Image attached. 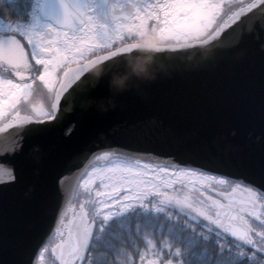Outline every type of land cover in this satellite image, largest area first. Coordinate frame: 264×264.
<instances>
[{
	"label": "snow or ice",
	"instance_id": "1",
	"mask_svg": "<svg viewBox=\"0 0 264 264\" xmlns=\"http://www.w3.org/2000/svg\"><path fill=\"white\" fill-rule=\"evenodd\" d=\"M258 5L264 0H252L219 22L221 0H0L3 12L12 16L0 14V117H10L0 130L26 124L27 134L39 136L52 128L63 97L76 91V80L94 52L101 54L92 55L93 61H108L133 49L180 47L165 43L167 38L201 44L223 39L238 25L231 37L234 46L243 47L251 40L264 53V25L254 21L245 30L243 19ZM30 61L42 65L38 75L30 71ZM57 68L63 73L53 95ZM5 71L16 79L6 78ZM34 80L47 90L50 102L47 107L29 105L30 114L21 115L17 105L21 97L27 102ZM93 106L89 103L85 111ZM127 149L109 145L88 157L76 195L67 201L75 215H67L62 203L63 176L54 175L55 225L49 223L43 232L40 255L50 248L53 264H136L137 259L140 264H158L167 248L171 257L163 264H264V162L257 180L224 162L202 164L172 152L163 154L170 161L164 163L132 156ZM20 151L13 145L0 155ZM18 179L15 166H0V186ZM73 199H79L78 207ZM172 210L187 219L178 222ZM197 226L202 231L197 232ZM154 232L164 233L160 253L151 238ZM133 233L146 249L133 243ZM212 233L217 237L216 251H194ZM169 237L183 244V252L167 243ZM148 255L156 259L145 260Z\"/></svg>",
	"mask_w": 264,
	"mask_h": 264
},
{
	"label": "water",
	"instance_id": "2",
	"mask_svg": "<svg viewBox=\"0 0 264 264\" xmlns=\"http://www.w3.org/2000/svg\"><path fill=\"white\" fill-rule=\"evenodd\" d=\"M243 19L245 30L254 21L264 25V5ZM238 28L211 42L88 60L52 128L39 136L27 134L26 124L0 130V153L22 149L0 155V166L19 170L15 184L0 186V264H35L43 232L55 225L54 175L63 176L70 215L67 201L83 165L109 145H127L132 156L157 162L170 163L163 154L172 152L202 164L224 162L259 180L264 53L251 40L235 47ZM89 103L94 106L85 111Z\"/></svg>",
	"mask_w": 264,
	"mask_h": 264
},
{
	"label": "flooded vegetation",
	"instance_id": "3",
	"mask_svg": "<svg viewBox=\"0 0 264 264\" xmlns=\"http://www.w3.org/2000/svg\"><path fill=\"white\" fill-rule=\"evenodd\" d=\"M251 2H252V0H221L222 15H221L220 18H218L219 22H223V19H222L223 15H226L228 12L234 11L237 8H241L245 4H248V3H251ZM0 14L5 15L6 18H8V19L12 18L10 13H4V12L1 13L0 12ZM124 42L125 43H130L131 41H124ZM164 42L167 43V44H181V43H186V42H190V41H185L183 39L177 40L175 38H167ZM22 43L25 44V46H27V42L26 41L22 40ZM100 54L101 53H95L94 52L88 57V60L91 59L92 55L98 56ZM30 63L33 65V68L30 69V71H32L33 73L38 75V69H39V67H42V65L41 66H36L35 65V61H30ZM79 63H83V60L79 61ZM66 66L71 67V65H66ZM62 73H63V68H57L56 71L53 74L55 76L53 95H54L55 87H58L61 84V74ZM4 75H5L6 78L16 79L11 72L5 71ZM33 83L36 86L33 88V91L28 96L27 102H25L23 100V97H21V100H20V102L17 105V109L20 111L21 115L30 114L29 113V105L42 104L45 107H47L49 102H50L47 90H44V89H42L41 87L38 86L40 82L34 80ZM4 98L6 99L7 97L5 96ZM9 118L10 117H8L7 115H5L4 117H0V125H6ZM73 203L78 207V204L76 203V199H73ZM71 215H75V209L74 208H72V214ZM160 233L161 232L152 233V237L151 238L154 240L156 245L159 244V241H161V240H159V238H160L159 234ZM143 234H144V231L141 232V235H143ZM52 242H55V241L53 240ZM167 243L169 244L170 241L167 240ZM248 250H251V249H248ZM164 255L168 257L170 254L164 253ZM46 257L49 259L50 263L53 264V257L51 256L50 248L44 255L40 256V258H39V260L37 261L36 264H43L44 261H42V260L44 258H46Z\"/></svg>",
	"mask_w": 264,
	"mask_h": 264
},
{
	"label": "trees",
	"instance_id": "4",
	"mask_svg": "<svg viewBox=\"0 0 264 264\" xmlns=\"http://www.w3.org/2000/svg\"><path fill=\"white\" fill-rule=\"evenodd\" d=\"M0 12L3 13V9L2 8H0ZM172 215L177 218L178 222H181V223L184 220L187 219L186 216H183V215H179L178 216L177 212L175 210H172ZM135 223H136L135 220H133L132 221L133 226L135 225ZM191 223H192V221H189V224H191ZM196 230H197V232H200V231H202V228L197 226ZM115 231L119 232L120 230L119 229H115ZM142 231H144L143 227H141V232ZM163 236H164V233H160L159 234V237H160L159 240H163L164 239ZM221 238H223V237L221 236ZM168 240L170 241L169 244L171 245V247L173 249H175L177 247H180L181 251L183 252V244L180 241L172 240L171 237H169ZM216 240H217V237H216L215 233H212V234H210V239L208 241L200 240L198 247L196 249H194V251L198 252L201 248H206L209 253H214L216 251V246H215ZM228 240H231V238L228 237ZM133 243L136 246H138V247H141V248L145 247V249L147 248V246L144 244V242L142 240H140L138 237H136L135 233H133ZM157 246H159V244H157ZM125 247L128 248L129 246L125 245ZM129 250L131 251L132 249L129 248ZM94 251L98 252V251H102V249H96ZM163 253H167L168 254V249L165 248L163 250ZM113 259H114V257H113ZM137 262L138 261H136V264H138Z\"/></svg>",
	"mask_w": 264,
	"mask_h": 264
},
{
	"label": "rangeland",
	"instance_id": "5",
	"mask_svg": "<svg viewBox=\"0 0 264 264\" xmlns=\"http://www.w3.org/2000/svg\"><path fill=\"white\" fill-rule=\"evenodd\" d=\"M76 203L79 204V199H76ZM155 251L158 253L161 252L159 246H156ZM168 254H169V252H168ZM170 257H171V254L167 257L164 255V253H161V259L158 261V264H163V261L169 259ZM155 259L156 258L152 255H148L145 257V260H155ZM42 261H44L43 264H51L47 257L44 258ZM137 261H138L137 263L140 264V261L139 260H137Z\"/></svg>",
	"mask_w": 264,
	"mask_h": 264
}]
</instances>
